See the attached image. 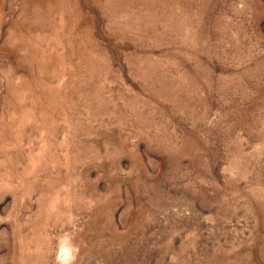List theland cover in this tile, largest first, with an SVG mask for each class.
Returning a JSON list of instances; mask_svg holds the SVG:
<instances>
[{
  "label": "rangeland",
  "instance_id": "obj_1",
  "mask_svg": "<svg viewBox=\"0 0 264 264\" xmlns=\"http://www.w3.org/2000/svg\"><path fill=\"white\" fill-rule=\"evenodd\" d=\"M264 264V0H0V264Z\"/></svg>",
  "mask_w": 264,
  "mask_h": 264
},
{
  "label": "clouds",
  "instance_id": "obj_2",
  "mask_svg": "<svg viewBox=\"0 0 264 264\" xmlns=\"http://www.w3.org/2000/svg\"><path fill=\"white\" fill-rule=\"evenodd\" d=\"M67 245V238L62 239L60 242V252L57 257L59 264H70V262L75 259L73 254L74 249L68 247Z\"/></svg>",
  "mask_w": 264,
  "mask_h": 264
}]
</instances>
